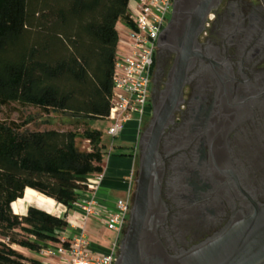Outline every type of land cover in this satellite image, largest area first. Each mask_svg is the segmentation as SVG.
Instances as JSON below:
<instances>
[{
    "label": "flooded vegetation",
    "instance_id": "af4514ba",
    "mask_svg": "<svg viewBox=\"0 0 264 264\" xmlns=\"http://www.w3.org/2000/svg\"><path fill=\"white\" fill-rule=\"evenodd\" d=\"M194 11V1L172 9L161 30L136 146L141 157L168 107L156 151V236L168 256L213 241L264 205V0H216L193 36Z\"/></svg>",
    "mask_w": 264,
    "mask_h": 264
},
{
    "label": "trees",
    "instance_id": "16d2710c",
    "mask_svg": "<svg viewBox=\"0 0 264 264\" xmlns=\"http://www.w3.org/2000/svg\"><path fill=\"white\" fill-rule=\"evenodd\" d=\"M129 0H0V105L36 106L84 120L110 110L120 39L117 24L132 26ZM0 119V264H41L17 248L40 253L60 242V217L35 206L23 215L12 203L30 187L70 211L87 176L102 172L103 133L86 129L81 151L70 130L26 131ZM66 244V243H63Z\"/></svg>",
    "mask_w": 264,
    "mask_h": 264
},
{
    "label": "built area",
    "instance_id": "2783aa9c",
    "mask_svg": "<svg viewBox=\"0 0 264 264\" xmlns=\"http://www.w3.org/2000/svg\"><path fill=\"white\" fill-rule=\"evenodd\" d=\"M174 0H129L127 15L132 26L123 24L113 75V91L110 110L105 118L109 121L107 135L118 137L126 123L137 117L139 133L147 112L152 67L158 38L168 21ZM102 172L87 176V188L73 202L70 214L66 208L68 225L56 234L60 242L47 241L41 254L55 258L54 264H116L133 204V194L115 202L114 209L104 211L99 205L98 186ZM134 193V192H133ZM90 219L103 222L114 233L112 248L108 253L92 249L87 234ZM72 230V232H71ZM66 243V244H63Z\"/></svg>",
    "mask_w": 264,
    "mask_h": 264
},
{
    "label": "water",
    "instance_id": "95a60500",
    "mask_svg": "<svg viewBox=\"0 0 264 264\" xmlns=\"http://www.w3.org/2000/svg\"><path fill=\"white\" fill-rule=\"evenodd\" d=\"M192 1L195 11L192 15L191 35L194 36L197 25L216 0H174V13H182ZM184 61L183 54L181 62ZM166 109L154 120L145 140L129 222L116 264H149L150 259L157 254L165 256V264H264V205L257 207L250 218L235 224L213 241L178 256L165 254L156 236L162 213V169L156 151L166 119Z\"/></svg>",
    "mask_w": 264,
    "mask_h": 264
},
{
    "label": "crops",
    "instance_id": "0c3cea01",
    "mask_svg": "<svg viewBox=\"0 0 264 264\" xmlns=\"http://www.w3.org/2000/svg\"><path fill=\"white\" fill-rule=\"evenodd\" d=\"M142 127V126H141ZM139 123L137 117L129 120L121 134L103 144L108 149L103 163L102 178L99 181L97 190L99 205L104 211L114 209L115 202L126 198L135 189V171H136V146L139 139ZM107 131V129H106ZM83 191L79 192V195ZM73 209L69 211L71 214ZM55 213L62 217L66 213V207L61 204ZM60 234L62 230H58ZM72 232V230H71ZM87 234L90 239L92 249L98 253H108L112 248L114 233L109 230L103 222L90 219L87 223ZM20 252L29 258L38 260L41 264H54L55 258H47L40 253L32 252L28 249L19 247Z\"/></svg>",
    "mask_w": 264,
    "mask_h": 264
},
{
    "label": "rangeland",
    "instance_id": "374dc122",
    "mask_svg": "<svg viewBox=\"0 0 264 264\" xmlns=\"http://www.w3.org/2000/svg\"><path fill=\"white\" fill-rule=\"evenodd\" d=\"M117 29L119 31L120 37L123 36L124 29L122 22L117 24ZM0 119L23 122L25 124L24 129L26 131H42L52 128L73 131L78 135L76 139V145L81 151L91 150L89 140L84 137V132L88 128L100 130L103 133L105 142H108L110 139L106 133V129L109 126V121L106 119L93 121L84 120L58 110L49 109L44 111L43 109L36 106H21L19 103H13L10 106L0 105ZM103 146L104 151L107 152L108 147L105 144H103ZM139 162L140 152H138L136 155L135 179L138 176ZM28 206L31 205L27 204L24 206L23 214L26 212V208ZM13 211L15 212L14 208ZM53 213H55V211Z\"/></svg>",
    "mask_w": 264,
    "mask_h": 264
},
{
    "label": "bare ground",
    "instance_id": "6f19581e",
    "mask_svg": "<svg viewBox=\"0 0 264 264\" xmlns=\"http://www.w3.org/2000/svg\"><path fill=\"white\" fill-rule=\"evenodd\" d=\"M27 204L50 213H53L59 208V206H61V204L53 198L30 187L25 190L23 198L17 199L12 203V207L14 208L15 213L21 215L23 214L24 206Z\"/></svg>",
    "mask_w": 264,
    "mask_h": 264
}]
</instances>
